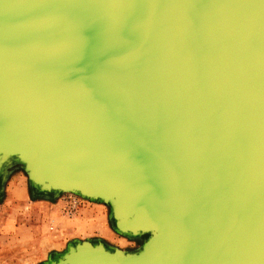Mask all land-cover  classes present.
<instances>
[{"label":"water","instance_id":"water-1","mask_svg":"<svg viewBox=\"0 0 264 264\" xmlns=\"http://www.w3.org/2000/svg\"><path fill=\"white\" fill-rule=\"evenodd\" d=\"M17 171L138 242L42 264H264V0H0V192Z\"/></svg>","mask_w":264,"mask_h":264},{"label":"rangeland","instance_id":"rangeland-1","mask_svg":"<svg viewBox=\"0 0 264 264\" xmlns=\"http://www.w3.org/2000/svg\"><path fill=\"white\" fill-rule=\"evenodd\" d=\"M17 172L22 173L21 171H17ZM25 179H26L25 183L27 185V178L25 177ZM18 188L19 187H10L6 190V187H4L3 191L0 192V223L10 220L8 218L9 216L18 218L16 220H13V222L16 223V230L13 231L6 227L3 229L1 228V231H4L5 234L9 232H12V233L17 232V236L24 237V239L27 236L28 237L27 241H31L30 238H32V232L34 233V231L30 229H26L28 227L25 224H21V223L22 222L32 223V225L34 224L33 226H35L37 229L34 233L35 243L34 245L33 244L30 245V242L27 244L25 240L18 238V240L14 242L13 245L11 244L10 249L2 250L1 253H4L5 256L0 255V264H42L44 261H46L47 257L52 253L49 251L50 249L48 248V246L47 247L45 246L46 243L44 241L54 243L58 240H61V237H57V238L52 237L51 235L52 229H50V225H49L50 223H48V221H50V218L48 216V213L46 214L45 211L40 210V209L36 210L37 214L35 215V219L38 221L36 224L34 223L32 219L34 218V215L31 216L30 214L31 212H33L30 205H31V202L34 200L31 199L30 191L28 187H24V195L20 196ZM62 197L63 195H60L57 197V199H59L62 202V206L64 207V201ZM35 200L41 201L43 200V198H38ZM82 206H88V209L96 208L95 211L98 214L101 211L102 215L105 216V219L110 225L109 223L110 221L108 219L109 211L105 205L101 203H95V202L82 199L80 205L76 209L75 214ZM61 210L63 214L65 215L64 209L62 208ZM19 228H21L19 230V231H22L21 234L18 233ZM25 231L26 233H23ZM118 237H119L118 241L115 243H110V245H113L120 249H126V250L135 249L138 246V242L136 241L125 239L119 235ZM6 248H9V246H6ZM63 250H60L58 252H61Z\"/></svg>","mask_w":264,"mask_h":264},{"label":"crops","instance_id":"crops-1","mask_svg":"<svg viewBox=\"0 0 264 264\" xmlns=\"http://www.w3.org/2000/svg\"><path fill=\"white\" fill-rule=\"evenodd\" d=\"M25 182L26 179L24 175L20 172H17L9 177L5 187L6 190L10 187H19L18 190L20 196H22L24 195V187H27ZM38 198L43 197L31 198L34 201H32L30 205L33 211L30 214L31 216L34 215V218H32L34 223L36 224L38 221L35 219V215L37 214L36 210L40 209L45 211L46 214L48 213V216L50 218V221H48V223H50V229H52V237H61V240H58L54 243L44 241L46 243L45 246H48L50 252H58L65 249L66 245L75 239L84 240L98 238L104 240L108 244L118 241V235L111 229L110 225L105 219V216L102 215V212L100 211L98 214L95 211L96 208L88 209V206H82L74 216L67 217L61 210L63 206L62 202L59 199L43 198V200L41 201L35 200ZM8 218L10 220L0 223V255L3 256H5V254L1 253L2 250L10 249L11 244L13 245L14 242L18 240V238L25 240L27 244L30 242V245H34V233L37 230L36 227L33 226L34 224L32 225V223H21L25 224L28 227L26 229L34 231V233L32 232V238H30L31 241H27V236L25 239L24 237L17 236V232H9L5 234L4 231H1V228L3 229L7 227L13 231L16 230V223H14L13 220H16L18 218H14L12 216H9ZM20 229L21 228H19L18 231ZM18 233L21 234L22 231H19ZM23 233H26V231ZM5 245L9 246V248H6Z\"/></svg>","mask_w":264,"mask_h":264},{"label":"built area","instance_id":"built-area-1","mask_svg":"<svg viewBox=\"0 0 264 264\" xmlns=\"http://www.w3.org/2000/svg\"><path fill=\"white\" fill-rule=\"evenodd\" d=\"M64 201V212L67 217H72L81 203V198L73 194H62Z\"/></svg>","mask_w":264,"mask_h":264}]
</instances>
